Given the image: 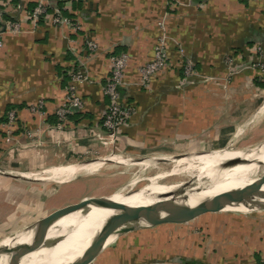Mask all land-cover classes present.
Instances as JSON below:
<instances>
[{"label":"crops","instance_id":"obj_1","mask_svg":"<svg viewBox=\"0 0 264 264\" xmlns=\"http://www.w3.org/2000/svg\"><path fill=\"white\" fill-rule=\"evenodd\" d=\"M40 1L58 5L0 0V206L7 210L17 203L19 215L31 196L27 184L35 181L61 188L114 165H147L171 150L227 148L263 122L264 71L249 66L257 46L264 50V0H66L76 29L29 20ZM8 22L18 30L3 29ZM86 41L96 44L93 52ZM159 42L165 66L142 86L139 69ZM121 53L128 56L121 103L131 112L115 135L101 125L108 105L102 88L110 58ZM188 60L203 77L184 87ZM227 63L235 71L229 82ZM79 73L85 81L73 82ZM71 85L83 107L59 128L55 112ZM88 199L95 197L81 201ZM262 258L264 211H258L208 213L127 233L89 264H260Z\"/></svg>","mask_w":264,"mask_h":264},{"label":"bare ground","instance_id":"obj_2","mask_svg":"<svg viewBox=\"0 0 264 264\" xmlns=\"http://www.w3.org/2000/svg\"><path fill=\"white\" fill-rule=\"evenodd\" d=\"M236 157L245 159V161L251 162V164H243L237 160L229 169H220L222 162ZM175 161V166L173 165L174 167L170 171L148 178L145 187L138 190L136 194L130 196L129 193L118 191L109 195L108 197L112 202V205L109 206L111 210L89 208V213L87 214L76 212L59 220L50 228L47 239L64 235L65 237L67 236V240L53 248L25 254L19 258L16 264L88 263L89 255L81 256L82 252L88 246L93 233L101 227L104 220L110 215L120 213L117 211L118 206H147L159 200L174 199L179 196H187L188 203L192 205L204 196L214 195L248 184H264V143L248 150L232 152L222 150L189 158L182 157V159ZM48 173H51V177L53 178V171H48ZM70 175L67 176L70 178L72 177ZM171 176L185 177L186 181H180L170 186L160 185L161 180ZM137 182V179L129 182L127 189H131ZM227 211H231L229 213L245 212L242 208ZM17 232H13L3 238L0 241V246L12 245V242L14 244L26 243L30 240L31 233L17 236L15 235ZM86 235L88 237L80 245L72 248L69 247L70 244L74 243L73 240L82 239ZM111 241L109 239L106 245ZM99 250L98 248L95 251ZM2 263L3 260L1 261Z\"/></svg>","mask_w":264,"mask_h":264},{"label":"water","instance_id":"obj_3","mask_svg":"<svg viewBox=\"0 0 264 264\" xmlns=\"http://www.w3.org/2000/svg\"><path fill=\"white\" fill-rule=\"evenodd\" d=\"M237 160L243 164H251L245 159L236 157L222 162L220 169H229ZM138 190L128 193L131 196L136 194ZM110 205H112V202L108 196L83 200L51 213L33 226L19 230L15 235L31 233L30 240L26 243L14 244L12 242V245L0 246V264L2 260V264H16L19 258L25 254L53 248L65 242L67 236L64 235L47 239V234L55 223L76 212L87 214L89 208L111 210ZM238 208L244 209V213L264 211V184H248L236 189L204 196L192 205L188 203L187 196H179L174 199L159 200L147 206H118L117 211L120 213L110 215L104 220L101 227L93 233L81 256L89 255V261L86 263L89 264L101 252L109 239L113 242L127 233L148 230L165 224L186 223L208 213L231 212L227 210ZM87 237L86 235L82 239L73 240L74 243L70 244L69 247L80 245ZM98 248L100 250L96 252L95 250Z\"/></svg>","mask_w":264,"mask_h":264},{"label":"rangeland","instance_id":"obj_4","mask_svg":"<svg viewBox=\"0 0 264 264\" xmlns=\"http://www.w3.org/2000/svg\"><path fill=\"white\" fill-rule=\"evenodd\" d=\"M257 48H260V50H257ZM257 48L255 50L259 54L256 56V58L250 59L251 64L249 67L256 70L257 68H260V71H264V50L260 46H257ZM247 54L248 51L245 50L244 55L247 56ZM192 72L193 74L191 71H189V73L192 75L189 74L184 76L183 71V76L186 80L184 87H190L191 85L188 83L193 79L203 77V74L198 70H195V68H193ZM224 73L226 81L229 82L235 71L231 69L229 63H227ZM146 83H143L141 80L142 86H145ZM262 121L263 122H260L259 124L251 125L247 134L242 135L240 140L227 148L191 149L187 147L185 150L176 152L171 150L169 155L166 154L151 156L147 165L134 164L130 161L125 165H114L113 168H110L111 172L106 171V173L101 174V176L80 175L74 181L61 188L53 186V182L50 181H35L32 184H27L26 189L31 191V196L26 198L23 205L24 207H22L19 215L16 214V208L19 207L17 203H14L11 206V209L8 210L7 208L0 206V241L13 232L35 225L38 221L50 215L53 211L74 203H78L84 198L107 197L118 191H122L121 193H128L141 189L147 184L148 178L159 173H166L170 171L175 166L176 159H182V157L189 158L202 154L206 155L222 150L232 152L255 148L261 143H264V120ZM156 159L161 160L157 161ZM9 172L14 174L13 171ZM36 177L39 176H34L33 178ZM134 179L138 180L136 185H134L131 189H127L128 183ZM180 181H186V178L171 176L161 180L160 185L170 186L171 184ZM8 218L9 220L7 223L5 220Z\"/></svg>","mask_w":264,"mask_h":264},{"label":"built area","instance_id":"obj_5","mask_svg":"<svg viewBox=\"0 0 264 264\" xmlns=\"http://www.w3.org/2000/svg\"><path fill=\"white\" fill-rule=\"evenodd\" d=\"M58 2L62 3L61 8L58 5L53 4V6H51L48 3H42V1H40V3H38L29 13V20L34 23L50 21L52 24H67L69 27L76 29L75 22L62 15V11L66 10L67 1L58 0ZM3 24L4 29L17 31L19 28L17 22ZM86 45L88 46V50L92 52L96 48V44L91 41H86ZM257 50H260V48H257ZM165 62L166 53L163 49V45L159 42L153 49L152 59L143 64L139 69L142 82L146 83L153 75L158 74L159 71L164 68ZM127 63L128 56L125 53L111 57L109 60V76L102 88V94L107 98L108 105L103 115L101 125L106 131L115 135H117L119 130L126 124L131 112L130 108L124 107L121 103L120 95V88L123 86V75ZM193 68V63L188 60L184 65V76L189 75V71L193 74ZM72 81L75 83H82L85 81V77L81 73L75 74L72 77ZM82 107L83 102L80 97L75 95L74 86L71 85L67 90V97L65 98L64 103L58 107L55 112V115L60 121L58 127L61 128L62 125L66 123L67 116L70 115L74 109H81ZM8 121L10 125L15 124L16 113L14 111L8 113ZM260 264H264V258L260 260Z\"/></svg>","mask_w":264,"mask_h":264},{"label":"trees","instance_id":"obj_6","mask_svg":"<svg viewBox=\"0 0 264 264\" xmlns=\"http://www.w3.org/2000/svg\"><path fill=\"white\" fill-rule=\"evenodd\" d=\"M35 6H36V5H35ZM58 6L61 8V7H62V3L58 2ZM32 10H33V8H32ZM32 10H31V11H32ZM49 12H50V11H49ZM62 15L67 17L66 10H63V11H62ZM68 16L71 17L70 15H68ZM71 18H72V17H71ZM72 20H73V19H72ZM74 115H75V113H74Z\"/></svg>","mask_w":264,"mask_h":264}]
</instances>
